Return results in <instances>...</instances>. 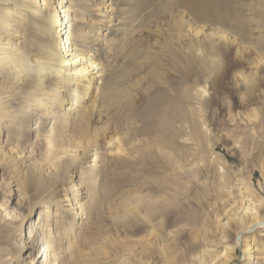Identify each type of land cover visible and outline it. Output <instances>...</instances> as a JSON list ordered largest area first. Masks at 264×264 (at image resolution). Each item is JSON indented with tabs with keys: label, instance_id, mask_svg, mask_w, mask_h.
I'll use <instances>...</instances> for the list:
<instances>
[{
	"label": "rangeland",
	"instance_id": "obj_1",
	"mask_svg": "<svg viewBox=\"0 0 264 264\" xmlns=\"http://www.w3.org/2000/svg\"><path fill=\"white\" fill-rule=\"evenodd\" d=\"M71 1L74 11L67 27L73 30L78 47L87 49L101 62V88L108 84V95L95 92L90 97H97V109L91 115L88 129L101 139L98 150L102 153L101 160L98 162L92 151L79 161L80 151L74 147L51 156L47 144L48 148L37 150L44 145L38 133H47L54 119L62 122L67 109L84 106L86 102L81 100L79 105L75 99H69L61 108L57 96V113L35 129L34 108L30 109L29 102L17 97L16 90L7 93L12 94L5 101L17 115L15 121L27 110L30 118L20 131L28 134V139L19 131L3 133L0 129V210L4 213L16 210L17 200L11 197L18 179L24 180L23 203L39 206L32 215V225L36 222L35 227H40L37 231L48 236L45 241L61 234L65 242L61 251L65 256L71 252L74 241L82 242L83 247H88L89 264H124L125 259L129 264H162L164 257L170 259L166 264H184L202 248L205 240L213 243L221 234L230 233L229 240L233 243L236 229L224 213L237 199L231 188L236 182L243 183L256 198L263 200L260 216L264 218V0H214L213 5L206 7L199 6L204 0H194V4L191 0ZM106 16L110 18L108 25L100 23ZM98 31H104L106 36H97ZM82 33L87 36L86 43L80 37ZM29 46L27 41L25 49ZM216 46L219 49H214ZM202 61L210 62L212 70L204 68ZM13 89L14 86L7 90ZM163 92L168 96L165 102L176 98L183 106L179 110L185 114L180 121L185 127L173 120L182 134L194 135L196 127L199 128L195 143L185 141L181 134L174 135V127L159 132L157 122H146L141 112L150 99ZM76 123L71 119L66 126L70 127L68 134L73 140H79L73 133ZM113 137L124 141L127 156L116 150L110 152L107 143ZM23 144L28 151L26 155L34 151L28 164L39 165L42 160L43 166L52 163L56 167L55 176L62 181L59 186L49 183L51 177L47 176L43 188L28 182L32 170L27 172L24 164L15 166L10 160L22 150ZM166 151L185 152L181 161L185 169L194 167L192 152H197L201 160L196 190L194 181L184 178L181 181L183 187L178 198L183 207L178 208V213L182 216L177 213L173 224L160 227L161 230H157L161 218L154 219L151 224L157 231H152L146 219L134 229L120 224L112 214L114 204L126 194L141 193L156 198L160 193L155 180L172 176L166 174L162 159ZM115 152L118 156H114ZM70 159L78 164L74 174L64 173V164ZM120 159H125V163ZM61 187L67 192L64 189L58 193ZM62 194H68L69 202H64L62 212L58 213L53 205L65 198ZM75 194L79 195L78 200ZM93 197L98 202L95 207L91 206ZM81 204V209H77ZM27 231L22 238L24 242ZM259 234L250 232L244 238L255 235L258 246ZM68 244L70 249L65 248ZM234 256L244 259L241 244ZM246 262L255 264L256 260L246 257Z\"/></svg>",
	"mask_w": 264,
	"mask_h": 264
},
{
	"label": "bare ground",
	"instance_id": "obj_2",
	"mask_svg": "<svg viewBox=\"0 0 264 264\" xmlns=\"http://www.w3.org/2000/svg\"><path fill=\"white\" fill-rule=\"evenodd\" d=\"M196 2H201V0H196ZM194 3L195 1L191 0V4ZM73 4L71 0H0V129L3 133L9 131L18 134L19 131L20 135H26V139H28V134L20 133V131L21 125L30 118L27 113L29 110L25 111V114L15 121L17 115H14V112L8 108V101H5L7 96L12 95H7V93H12L15 90L18 94L17 97H22L23 101L29 102L27 104L30 105V109L34 108L37 112L34 123L36 125L35 129L40 127L39 123L43 124L45 120L48 122L57 113V96L61 108L69 99L73 101L75 99V104L79 105L83 100L82 103L86 102L84 106L69 108L71 111L73 109L74 113H71L69 109H65L66 112L61 117L62 122L60 119L58 121L54 119L53 126L47 133L39 131L38 136L44 145L37 150L41 151L47 144L51 147L50 152L52 153L48 154L51 156L59 152L64 154L74 147L77 152L80 151L81 158L79 161L85 160L89 153L95 151L96 159L100 162L102 153L98 150L101 147V139L99 140L97 135L88 129L91 115L97 109L95 104L97 97L95 99H90V97L95 96V92H100L104 96L108 95L106 92L108 84L105 85L104 83L105 86H103L102 81L103 88H101V77L103 75L101 62L97 61L87 49L78 47L74 42L73 30L67 27L68 21L72 19L69 20L71 13L74 11L71 9ZM213 4L214 0H204L199 6L206 7ZM215 17L218 18V16ZM220 17L224 18L223 16ZM108 22H110L109 16H106V20L100 21V23H107V25ZM69 27H72V24ZM23 32H25V35L22 37ZM96 35L106 36V33L98 31ZM80 37L83 43H86L87 36L82 33ZM18 40H21V42H18ZM27 41H29L30 46L25 49ZM214 49H219V47L216 46ZM202 66L212 70L210 62L202 61ZM12 86H14L13 90H7ZM167 97V94L163 92L158 97L149 100L144 111H140L145 115L146 122L149 124L157 122L159 132L174 127V135L175 133L177 135L181 134L185 141L190 140L189 142L195 143L193 141L198 140L196 136L199 137V131L197 130L199 128L194 125L196 127L195 130L192 128L196 131L194 135L185 134L184 132L183 135L179 127L175 126L173 122L174 119L178 120L176 122L184 126L183 121H180L185 114L180 111L183 110V106L175 101L176 98H174V101L170 98V101L165 102L164 99ZM71 119L77 122L73 133L77 135L79 140L69 138L68 131L70 127L67 128L66 126H68V120ZM195 124L197 123L195 122ZM162 139H164V134ZM123 142L118 137H113L106 143L111 153L116 150L117 153L123 155L128 151L124 148ZM145 146L149 148L150 144L146 143ZM10 150V152L14 151L13 148ZM27 152L23 144L22 150L17 151L10 160L13 161L15 166L24 164L27 172L32 170L33 173H31L30 179L28 178V182L33 183L38 188H43L46 185V179L44 178L47 176L51 177L49 183H58L59 186L62 181L55 176V174L57 175L56 167H53L52 163L43 166L40 164L42 160L39 161V165H36V162L28 164L34 151L33 149L29 151L32 156L30 154L26 155ZM116 152L114 156L117 155ZM192 153L194 155V167L192 168L189 163L191 169L190 167L185 169L181 162L185 152L178 151L177 154H174L172 151H166L162 155V159L166 174L172 176L155 180L160 195L156 198L141 193L124 195L118 203L114 204L115 210L112 214L118 222L134 229L143 219H146L145 223L152 227V231H157L161 230L160 227L172 225L177 217L176 215L182 216L178 213L180 210L178 208L183 207L178 198L183 187L181 181L183 178L194 181L193 186L195 189L201 171L198 166L201 162L200 157L198 159L197 152ZM23 154L24 156H22ZM120 160L125 163V159ZM74 161L71 160L70 163L67 161L69 164H64V173L74 174V170L78 167V164ZM15 185L17 188L14 190L11 200H17L16 210L8 209L5 213L0 210V264H89L88 247H83L82 242L74 241L70 245L71 252L65 256L64 251H61V247H64L65 244L61 234L60 236L55 234L48 241H45L48 236H45L42 231L40 233L37 231L40 227H35L36 222L32 225V215L38 210L39 206L37 204L26 206V202L23 203L21 189L26 185L24 180L18 179ZM231 188L235 190L237 199L234 203L228 205L224 216L226 215L227 219L232 221V225L236 229L234 242L231 243L229 240L231 238L230 233L224 236L221 234L219 240L213 243L205 240L202 248L193 253L189 261L184 262V264H249L246 262V257H250L251 261L254 258L256 260L255 264H264V218L260 216L263 200L256 198L253 191H250L249 187L241 182H236ZM64 189L63 187L58 188L57 192L60 193ZM62 195L65 197L62 201H58L57 205L52 204L57 208L58 213L62 212L60 209L65 206L63 203L69 202L68 194ZM74 197L75 200L79 199L78 194H75ZM78 203V201H75V204ZM97 204L96 197H93L91 206L95 207ZM2 205L6 207L4 203ZM82 205L77 209H81ZM156 218L162 220L157 230L153 226L154 224H151ZM26 229L28 230V236L27 241L24 242L22 238L26 234H24ZM250 232L260 233L261 238L258 241V246L255 245L257 241L255 235L251 238H244ZM240 244L245 255L244 259L234 256ZM67 247H69V244L65 248ZM96 252H100V250ZM163 260L162 264H166L170 259L164 257ZM124 264H129L127 259H125Z\"/></svg>",
	"mask_w": 264,
	"mask_h": 264
}]
</instances>
